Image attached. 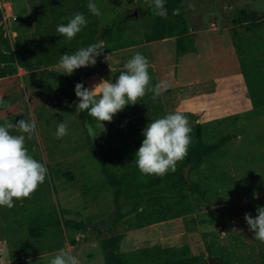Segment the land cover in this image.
I'll use <instances>...</instances> for the list:
<instances>
[{
	"label": "rangeland",
	"instance_id": "1",
	"mask_svg": "<svg viewBox=\"0 0 264 264\" xmlns=\"http://www.w3.org/2000/svg\"><path fill=\"white\" fill-rule=\"evenodd\" d=\"M51 2L0 0L4 49L21 48L38 62L32 71L17 63H0V124L34 119L38 135L31 139L16 129L10 131L25 135L29 153L48 170L30 198L14 200L12 208L0 207V264H49L60 248L69 249L79 264H103L101 240L115 233L123 234L119 251L129 264L181 258L185 247L189 256L222 259L218 264H260V241L244 216L252 201L264 196V30L248 29L252 21H264V0H183L195 50L180 56L177 36L146 41V0H95L102 15H93L92 20L101 31L115 19H125L123 46L109 49L95 65L69 76L83 78L89 88L103 79L115 82L127 60L140 52L150 63L149 87L163 82L167 91L155 99L146 91L136 104L103 122L104 130L95 120L90 124L97 133L94 137L55 81L43 73L46 68L60 70V56L50 44L51 19L48 14L39 18ZM174 111L184 112L190 121L188 151L196 143L200 124L207 143L235 135L205 159L203 168L189 167V180L200 182L205 196L185 187L155 198L146 188L155 175L138 173L133 161H120L113 154L111 167L125 180L124 216L117 222L114 190L97 151L107 153L112 146L144 138L142 130L151 119ZM62 121L68 123V134L57 139ZM35 214L56 223L36 224L39 235L32 236L28 224ZM66 218L84 222L87 228L68 227L63 223ZM152 218L155 221L148 223Z\"/></svg>",
	"mask_w": 264,
	"mask_h": 264
},
{
	"label": "clouds",
	"instance_id": "2",
	"mask_svg": "<svg viewBox=\"0 0 264 264\" xmlns=\"http://www.w3.org/2000/svg\"><path fill=\"white\" fill-rule=\"evenodd\" d=\"M154 14L166 17L165 0H146ZM88 10L96 16H101L100 7L95 0H89ZM173 15H179L180 9L172 10ZM87 19L81 12H76L61 23L56 33L71 40L75 38ZM106 47L103 41L92 43L69 54L64 53L59 61L60 73L71 75L74 70L96 64V58ZM108 57V56H107ZM106 57V59H107ZM150 63L143 54L136 52L123 65L115 82L103 79L92 88H86L82 83L75 85V95L79 98L76 104L80 112L88 114L99 122L104 130L103 122H111L113 116L123 110L126 105L136 104L146 91L153 92V99L167 91L163 82L149 87L151 76L148 72ZM3 103V97H0ZM89 135H97L95 128L86 122ZM37 124L33 120L21 119L16 123L5 120L0 124V207H14V200L30 198L39 185L47 178L48 170L45 164L35 159L25 146V135H14L10 130L28 134V139L36 132ZM192 127L188 116L181 111L166 113L162 117L151 119L142 130L144 139L135 153V161L142 174L164 176L169 171L175 172L179 161L185 159L191 144ZM68 134V123H58L55 137L63 138ZM203 168L204 165H201ZM257 215L253 217L245 213L244 219L257 240L264 243V206L257 207ZM49 264H79L78 258L69 249L60 248L50 258Z\"/></svg>",
	"mask_w": 264,
	"mask_h": 264
},
{
	"label": "trees",
	"instance_id": "3",
	"mask_svg": "<svg viewBox=\"0 0 264 264\" xmlns=\"http://www.w3.org/2000/svg\"><path fill=\"white\" fill-rule=\"evenodd\" d=\"M89 0H52L48 6H44L45 12L40 19L46 18L47 14L51 19L52 28L49 34H52L51 46L60 56V59L64 53H73L82 47H87L92 43L98 41H103L106 45L102 53L107 52L109 49L117 46H123L124 35L126 31V21L124 18L115 19L111 25L106 27L104 30H100L96 23L92 20L93 14L88 10L87 4ZM165 7L167 9V16L161 17L154 14L153 9L148 6L143 10V16L145 17L147 30L145 33L146 41H156L164 39L167 37H176V52L180 56L188 50H195V46L192 40V34L189 32L186 17L183 13V0H165ZM179 8L180 14L173 15L172 10ZM81 12L85 15L87 19V25L82 28V30L77 33L75 38L69 40L63 37L61 34L56 33V28L61 23H67L68 18L72 17L74 13ZM264 21L256 22L252 21L248 25L250 32H263ZM101 53V54H102ZM0 63H17L20 67L32 71L37 68L38 62L34 61L33 58L23 51L21 48L14 49L13 51H7L2 45L0 39ZM44 75L51 78L57 84L60 94L68 101L71 108L76 112L81 119V121L86 124H92L95 119L91 117L87 111L80 112L77 110L76 104L79 103V98L75 95V85L77 83H82L84 87L89 88L87 82L76 76H69L64 73H60V70L44 69ZM238 116H235L237 118ZM235 137L234 134L228 133L217 140L207 143L203 139V132L201 124L198 125L196 130V143L188 151L187 156L183 159L181 166L176 169L173 173L169 171L164 176H155L146 185L147 189H150L154 194L155 198L162 197L168 191L180 190L188 187L191 191L198 193L200 196H205V189L203 185L195 180H188L184 175V166H190L191 171L201 168V165L205 164V159L216 152H218L222 147L228 144ZM144 138L139 140H134L130 142H125L116 146H112L105 153L102 150H98V157L102 166L103 173L105 174L108 183L112 186L113 202L115 205V220L120 221L123 216V202L122 199L125 194L124 190V175L119 174L114 171L111 167L109 157L113 154H118L117 158L120 161H133L134 169L136 172H140L136 165L135 153L141 146ZM127 177V176H126ZM129 178V173H128ZM264 206V196L252 201L251 205L248 207V212L255 217L257 215V207ZM154 218L149 220L148 223H152ZM56 221L54 219L48 218L42 214H35L31 217L29 221L28 228L32 236L39 235V230L35 226L43 225H53ZM63 223L71 228L86 229L87 225L84 222L76 221L74 219L66 218ZM123 239V234L115 233L103 237L101 240L102 247L105 251L104 253V263L103 264H129L124 259L123 255L120 253V243ZM260 264H264V243L260 242ZM159 251L172 252V248H159ZM183 253L185 256L181 258H170L168 260L145 263V264H201L205 259H201L197 255H188V248H183ZM222 260V259H221ZM226 263V262H225Z\"/></svg>",
	"mask_w": 264,
	"mask_h": 264
},
{
	"label": "water",
	"instance_id": "4",
	"mask_svg": "<svg viewBox=\"0 0 264 264\" xmlns=\"http://www.w3.org/2000/svg\"><path fill=\"white\" fill-rule=\"evenodd\" d=\"M95 140V139H94ZM95 143H96V147L97 148H100L101 145L95 140ZM189 167L190 166H186L185 167V170H184V175H185V178L188 180V182H190L189 178H188V170H189ZM222 260L216 258V257H213V256H209V258L207 260H203L201 262V264H218V263H221Z\"/></svg>",
	"mask_w": 264,
	"mask_h": 264
}]
</instances>
